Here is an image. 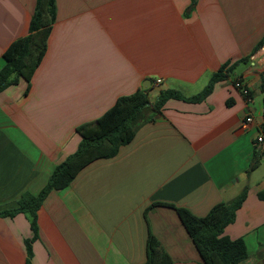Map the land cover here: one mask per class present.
Masks as SVG:
<instances>
[{"label": "crops", "instance_id": "obj_1", "mask_svg": "<svg viewBox=\"0 0 264 264\" xmlns=\"http://www.w3.org/2000/svg\"><path fill=\"white\" fill-rule=\"evenodd\" d=\"M37 0H0L4 52L29 33ZM56 19L28 82L0 91V212L37 195L54 168L76 151L77 126L119 96L148 89L151 105L130 142L86 165L37 212L31 264H144L149 231L172 264H202L176 210L205 216L244 188L224 233L244 239L264 264V0H55ZM232 65V66H231ZM233 67L228 71V67ZM200 101L168 99L162 90ZM161 79V83L156 81ZM250 88L251 102L234 82ZM253 122L244 126L248 116ZM263 194V197L260 196ZM162 202V203H160ZM31 215L0 216V264H26Z\"/></svg>", "mask_w": 264, "mask_h": 264}, {"label": "trees", "instance_id": "obj_2", "mask_svg": "<svg viewBox=\"0 0 264 264\" xmlns=\"http://www.w3.org/2000/svg\"><path fill=\"white\" fill-rule=\"evenodd\" d=\"M55 19V0H37L29 33L14 40L4 52L6 64L0 69V91L18 83L20 77L28 82L31 80L46 52L48 36ZM262 44L264 36L256 48ZM231 66L228 67V71L233 69ZM224 76L221 72L215 73L204 90L191 97H186L174 89L162 90L152 105L156 110H160L170 98L200 101ZM149 105L151 102L148 89L139 88L132 94L119 96L96 120L78 125L77 131L82 136L78 148L54 168L41 191L37 195L29 191L24 192L19 199L18 207L0 212V216H14L20 212L31 215L33 236L26 240L28 249L26 264H31V242L37 236V212L44 199L51 191L67 187L90 162L112 157L122 145L130 142L135 133L133 128L135 119ZM246 196L247 188H244L233 199L215 204L205 216H197L185 207L164 204L172 206L178 213L201 255L202 264H239L248 257L246 243L243 238H232L224 231L235 221L237 210L242 206ZM260 196L263 197V194ZM146 250L147 260L144 264H172V258L151 231L148 234Z\"/></svg>", "mask_w": 264, "mask_h": 264}, {"label": "built area", "instance_id": "obj_3", "mask_svg": "<svg viewBox=\"0 0 264 264\" xmlns=\"http://www.w3.org/2000/svg\"><path fill=\"white\" fill-rule=\"evenodd\" d=\"M156 83L157 84L161 83V79H158L156 81ZM234 85H235L236 88H238L242 92V94L246 97V100L248 102H251L252 96L250 95L251 93H250L249 86L241 79L236 80L234 82ZM252 122H253V117L249 115L248 117H246V119L244 121V126H248ZM257 141L259 143L264 142V135L263 134H259L258 137H257Z\"/></svg>", "mask_w": 264, "mask_h": 264}, {"label": "water", "instance_id": "obj_4", "mask_svg": "<svg viewBox=\"0 0 264 264\" xmlns=\"http://www.w3.org/2000/svg\"><path fill=\"white\" fill-rule=\"evenodd\" d=\"M143 88L145 89V88H146V86H143Z\"/></svg>", "mask_w": 264, "mask_h": 264}]
</instances>
